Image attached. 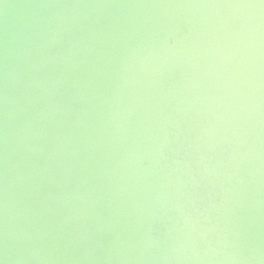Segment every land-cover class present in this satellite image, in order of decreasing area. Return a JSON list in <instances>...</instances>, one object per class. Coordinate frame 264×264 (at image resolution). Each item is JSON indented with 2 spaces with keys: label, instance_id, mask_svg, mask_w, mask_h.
<instances>
[{
  "label": "clouds",
  "instance_id": "9594fccd",
  "mask_svg": "<svg viewBox=\"0 0 264 264\" xmlns=\"http://www.w3.org/2000/svg\"><path fill=\"white\" fill-rule=\"evenodd\" d=\"M0 264H264V0H0Z\"/></svg>",
  "mask_w": 264,
  "mask_h": 264
}]
</instances>
